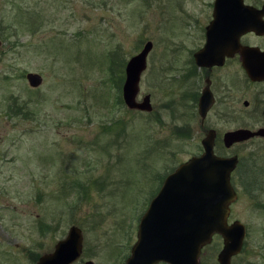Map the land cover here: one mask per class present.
I'll list each match as a JSON object with an SVG mask.
<instances>
[{"label":"rangeland","instance_id":"1","mask_svg":"<svg viewBox=\"0 0 264 264\" xmlns=\"http://www.w3.org/2000/svg\"><path fill=\"white\" fill-rule=\"evenodd\" d=\"M209 2L0 0V264H35L70 225L82 237L72 264H122L163 177L202 151L208 130L221 143L236 126L264 127V84L226 67L212 88L219 96L221 83L237 80L229 103L240 117L215 99L200 123L195 95L206 84L184 76ZM146 40L136 98L150 95L152 109L142 111L124 106L121 88L125 61ZM28 72L40 74L38 86ZM215 145L216 154L253 164L249 191L232 174L227 220L243 222L246 235L229 264H264V136ZM221 246L214 235L198 264H219Z\"/></svg>","mask_w":264,"mask_h":264},{"label":"water","instance_id":"2","mask_svg":"<svg viewBox=\"0 0 264 264\" xmlns=\"http://www.w3.org/2000/svg\"><path fill=\"white\" fill-rule=\"evenodd\" d=\"M212 19L207 24L205 43L194 61L197 65H220L223 55L238 51L249 80H264V50L241 45L238 40L243 33H264V3L258 9L244 0H214ZM1 43V41H0ZM152 41H144L140 50L126 61L121 96L124 106L130 109H152L150 95L146 93L139 101L137 92L140 73L145 68ZM28 84L36 87L41 82L40 74L28 72ZM198 99V114L203 118L213 99L207 88ZM264 136V127L255 130L235 128L225 131L222 144L251 137ZM214 130L210 129L200 140L202 151L182 161L165 175L157 192L142 212L136 229V238L124 264H198L199 252L210 239L219 234L222 246L216 261L229 264L244 245L246 229L239 219L229 222V205L236 199L230 173L238 160L236 154L221 156L214 151ZM81 231L70 225L66 235L57 241L53 250L37 258L35 264H69L81 252ZM84 264H94L87 260Z\"/></svg>","mask_w":264,"mask_h":264},{"label":"flooded vegetation","instance_id":"3","mask_svg":"<svg viewBox=\"0 0 264 264\" xmlns=\"http://www.w3.org/2000/svg\"><path fill=\"white\" fill-rule=\"evenodd\" d=\"M213 1L214 0H211V2H209L208 6H207L208 9H209L208 19H207V22L205 24H202V26H201V33H200L201 38H200V40L197 42L196 45H193V46L189 47L188 49L186 48L187 49V54H186L187 55V58L186 59H188L189 63H191L190 64L191 67L188 69V71H186V74L184 76V79L187 80L188 78L192 77L191 75H193V74H196V76L200 74V76L203 77V80H204V82L206 84L205 86H203L200 89V92H198L196 95L194 94L196 96L195 102L197 103V106H196L197 107V114H198V99H199V97H200V95L202 93L201 91L204 88H207L208 91L211 92V94H212L213 102L215 101V99L216 100L218 99V101L220 103H222L223 104V107H224V109L222 110V112L226 113L228 116L230 115V117L233 119L235 116L240 117V115L238 114V112L236 111V109L234 107H231L232 106V103H229V100L231 99V96H232V92H231L232 88H234L236 90L238 89L237 80L235 78H232L231 80L233 81V83L231 84L230 83V80H227L226 79V81L224 83H221L222 91H221L220 95L217 96V93L214 92V90L212 88L213 81H211V78H212V76H214V74H215L216 71H219L218 69L225 68L226 67L227 70H228V72H229V75L230 76L231 75L237 76L239 73H241V71H243L246 79L249 80L248 77L246 76L245 70L242 68V63H241V59H240L239 52L238 51H233L230 55L224 54L223 55V58H222L223 59V62L220 65H214L213 64V65H210L208 67V66L197 65L196 64V61H194V54L197 53L199 51V49L202 48V46L204 45L205 40H206L205 39V31H206V28L205 27L207 26V24L212 19L211 14H212L213 8H214ZM263 3H264V1H260L258 3L257 2H255V3H249V4L255 6L256 8L259 9L263 5ZM261 17H262V19H264V15H262ZM246 37H249V39H255V40H245ZM238 42L241 45H246V46H249V47L252 46V47H255L258 50L262 51V50H264V33H262L261 35L256 34L254 31H250V32L243 33V34H241L239 36ZM125 63H126V61H125ZM125 66H126V64H125ZM125 66H124V69H125ZM230 76H228V78ZM124 77H125V75H124ZM249 82H251V83H255L256 82V83L264 84V80L263 81H256L255 80L253 82L251 80H249ZM242 104H243L244 107H247L249 103H248L247 100H243V103ZM206 116H207V114L203 118H200V123H202L204 121V119L206 118ZM235 128H244V127H240V126L237 127L236 126ZM235 128H233V129H235ZM255 129H251V130H255ZM256 136L257 135H255L254 137H251V138H255ZM251 138H248V139H251ZM245 140L246 139H244V141ZM238 142H241V141H238ZM234 143H236V142H234ZM234 143H233V145H234ZM215 144H217L219 147L225 146V145L222 144V140H221V143L218 142V141H216V135L214 137V142H213L214 149L216 147ZM240 166L241 167H244V166L247 167L246 169L242 170L243 172L244 171L245 172L246 171H249L250 172L252 170V168H253V165L250 164V163L249 164H246V165H243L242 162L240 161L239 156H238V160H237V162L235 164V168L230 173L231 184H232V178H233L232 177V174L233 173H235L236 176H238V178H239L238 180H239V183H240V178H241L240 173H242V171H240V169H239ZM247 174L250 175V173H248V172H247ZM232 186H233V184H232ZM129 252H130V250H129ZM127 257L128 256H126L125 259ZM76 260H74V261H76ZM124 261H123L122 264H124ZM73 262H71L69 264H72ZM83 264H84V262H83ZM156 264H159V263H156Z\"/></svg>","mask_w":264,"mask_h":264},{"label":"trees","instance_id":"4","mask_svg":"<svg viewBox=\"0 0 264 264\" xmlns=\"http://www.w3.org/2000/svg\"><path fill=\"white\" fill-rule=\"evenodd\" d=\"M253 165V164H252ZM255 166V165H254ZM247 167H239V169H240V171H242V170H244V169H246ZM253 169V168H252ZM247 172L249 173V171H242V173H240V176H241V178H240V184H241V186H243L245 189H246V191H249V186H248V184L251 182V178H250V175L249 174H247Z\"/></svg>","mask_w":264,"mask_h":264}]
</instances>
